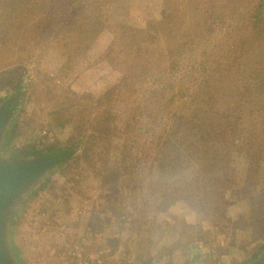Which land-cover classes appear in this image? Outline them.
<instances>
[{
	"label": "rangeland",
	"instance_id": "1",
	"mask_svg": "<svg viewBox=\"0 0 264 264\" xmlns=\"http://www.w3.org/2000/svg\"><path fill=\"white\" fill-rule=\"evenodd\" d=\"M11 96L0 155H60L11 215L15 264L264 252V0H0Z\"/></svg>",
	"mask_w": 264,
	"mask_h": 264
},
{
	"label": "water",
	"instance_id": "2",
	"mask_svg": "<svg viewBox=\"0 0 264 264\" xmlns=\"http://www.w3.org/2000/svg\"><path fill=\"white\" fill-rule=\"evenodd\" d=\"M15 99V96H11L0 103V149L13 117ZM59 159L60 155L17 159L0 155V264H15L8 229L16 204L49 173ZM248 264H264V252Z\"/></svg>",
	"mask_w": 264,
	"mask_h": 264
},
{
	"label": "built area",
	"instance_id": "3",
	"mask_svg": "<svg viewBox=\"0 0 264 264\" xmlns=\"http://www.w3.org/2000/svg\"><path fill=\"white\" fill-rule=\"evenodd\" d=\"M98 263H99V261H98Z\"/></svg>",
	"mask_w": 264,
	"mask_h": 264
}]
</instances>
